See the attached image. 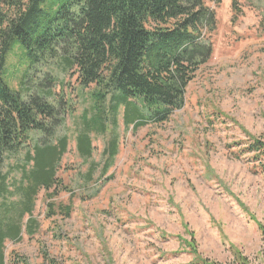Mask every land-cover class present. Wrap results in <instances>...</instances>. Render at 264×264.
<instances>
[{"label":"rangeland","instance_id":"rangeland-1","mask_svg":"<svg viewBox=\"0 0 264 264\" xmlns=\"http://www.w3.org/2000/svg\"><path fill=\"white\" fill-rule=\"evenodd\" d=\"M210 6L218 19L213 56L189 84L184 107L139 128L120 107L104 134H89L90 158L79 154L77 138L95 114V86L82 89L77 74L55 70V92L73 106L58 133L68 138L57 173L63 189L40 190L36 233L6 243L7 264H191L197 255L240 264L239 253L264 264V159L244 151L249 136L264 141V0ZM18 63L11 55L16 90ZM105 108L110 114V98ZM29 149L0 174L20 180ZM63 206H72L70 216Z\"/></svg>","mask_w":264,"mask_h":264},{"label":"trees","instance_id":"trees-1","mask_svg":"<svg viewBox=\"0 0 264 264\" xmlns=\"http://www.w3.org/2000/svg\"><path fill=\"white\" fill-rule=\"evenodd\" d=\"M211 4L219 7L221 0H0V168L33 148L24 154L20 180L0 174V264H7L8 241H21L24 231L35 235L40 190L63 189L57 173L68 138L58 133L73 106L55 92V70L77 74L82 89L95 86V114L84 118L77 138L79 154L90 158L89 134H104L120 107L136 128L163 124L184 107L189 84L213 56L218 19ZM11 55L19 58L17 90ZM249 137L244 151L264 159V141ZM104 154L116 156V140ZM86 175L92 179L93 171ZM54 206L49 202L50 214ZM60 212L68 217L72 206ZM260 231L264 238L263 226ZM191 264L223 263L197 255Z\"/></svg>","mask_w":264,"mask_h":264}]
</instances>
